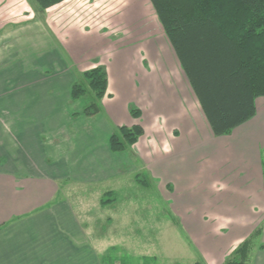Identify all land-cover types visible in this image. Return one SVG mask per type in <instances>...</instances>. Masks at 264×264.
<instances>
[{
    "label": "rangeland",
    "instance_id": "374dc122",
    "mask_svg": "<svg viewBox=\"0 0 264 264\" xmlns=\"http://www.w3.org/2000/svg\"><path fill=\"white\" fill-rule=\"evenodd\" d=\"M37 36L40 44L37 43L36 48L31 45V49H35L32 51L34 55L31 54L32 81L42 78L39 85L49 87L51 94L59 99L53 102L54 109L47 112L46 118L22 123L11 120L12 111L6 108L7 93L4 94L0 99V151H4L7 158L0 157L1 166L8 165L10 158L18 164L22 158L25 161L30 158L49 175L55 172L60 174L61 191L55 200L67 199L71 202L80 220L86 224L102 264H110L103 259L106 255H113L112 264H192L201 258L205 264H209L203 254L215 244L214 227L217 222L209 214L213 205L183 203L182 190L190 191L192 185L190 182H179L181 180L175 176L174 167L171 171L168 169L175 162L160 153L151 155L148 152L142 158L134 150L136 143L124 151L113 152L108 146L107 131L101 123L103 117L108 119L104 112L102 114L106 117L98 113L69 116L70 120H63L61 129L59 125L52 124L54 120L57 122L61 116H65V109L69 106L60 98H63L68 86H73L75 78L73 80L68 75L71 82L68 83V79L65 81V75L57 71L60 68L59 61L53 67L46 65L47 59L43 60L40 56L44 54L43 45L46 51L54 48L62 54L66 63L76 71V82L84 81L83 73L93 68L92 59L103 55V52L99 54L100 49L109 50L108 55L140 49L144 53L143 58L148 61L146 67L151 70L146 75L147 81L155 79V83L163 86L172 83L174 77L176 85L191 95L189 102L192 115L199 114L200 121L204 122L199 106L197 109L194 107L193 90L180 68L151 1L65 0L53 8L40 11L35 0H0V52L21 51L23 44L20 42L23 39L30 38L33 43ZM74 39H85L82 41L89 45L74 47L77 52L71 54L69 48L72 50V44L77 43ZM153 51L158 54H151ZM161 53L168 62V69L166 63L163 64L164 69L158 63ZM7 63L11 66L7 67ZM28 63L30 65V59L28 61L19 55L6 62L2 60L0 91L5 88L12 90L13 86L26 82L28 77L25 74L24 78L22 69L25 67L27 71ZM91 99V91L79 100L72 98L68 111H80ZM45 101L50 99L46 98ZM256 103L259 110L264 111V98H258ZM47 115L55 116L54 120L47 118ZM260 121L259 118L257 123ZM84 127L87 128L86 133ZM9 128L19 137L26 156H18L17 143L9 141ZM262 153L264 160V147ZM137 174L149 183L138 181ZM168 178H172V184L167 188ZM202 188L192 191L197 192ZM111 190L114 191V200L102 204V197ZM193 208L197 209V213L204 210L207 220L199 228L194 223L191 230L196 231L191 234L184 228L186 221L183 219V210ZM257 222L259 225L255 224L254 231L257 227L263 230L264 221L258 219ZM230 234L227 231L226 236ZM260 245H264L263 231L252 248L251 264L257 251L264 248ZM231 252L224 256L221 263L219 253L213 262L224 264Z\"/></svg>",
    "mask_w": 264,
    "mask_h": 264
},
{
    "label": "crops",
    "instance_id": "0c3cea01",
    "mask_svg": "<svg viewBox=\"0 0 264 264\" xmlns=\"http://www.w3.org/2000/svg\"><path fill=\"white\" fill-rule=\"evenodd\" d=\"M77 37L79 36L75 38ZM74 40L77 43L72 44V50L69 48L71 54L77 52L74 47L89 45L82 41L85 39ZM40 42L38 36L33 43L30 38L23 39L20 42L23 50L0 52V63L2 60L6 62L14 59L16 55L27 58L28 61L30 59L27 71L25 67L22 69L24 78L26 74L28 80L13 86L12 90L5 88L0 91V99L7 93L6 108L12 111L13 121L32 123L36 118L44 119L47 112L54 109L53 102L59 99L51 94L49 87L39 85L42 78L32 81L31 54L35 49H31V45L36 48ZM44 46V54L40 56L43 60H48L46 65L53 67L59 61V74L65 75L68 83L71 82L68 75L73 80L75 78V83L78 75L74 68L66 63L59 51L54 48L46 51ZM138 50L140 49L108 55L109 50L102 48L99 54L103 52L104 56L98 55L92 59V67L104 65L109 74L108 91L102 99V110L98 113L104 112L108 119L103 117L104 122L101 123L107 131L108 141L118 126L142 124L145 132L134 145V150L142 158L148 152L151 155L160 153L175 162L168 169L171 171L174 167L173 172L181 180L179 182H190L192 185L190 191L182 190L183 203L213 205L209 214L217 222L214 227L215 244L209 252L204 251L202 254L209 264H219L213 262L219 253L221 263L224 256L254 231V226L259 225L258 219L264 221V111H260L257 106V113L253 118L229 134L215 135L194 91V107L197 109V105L199 106L204 122L200 121L199 114L192 115L189 102L191 95L176 85L174 77L172 83L163 86L155 83V79L147 81L146 75L151 70L146 67L148 61L143 58L144 53ZM172 50L176 56L173 46ZM154 52L156 51L151 54ZM158 56L159 65L163 68L166 63L168 69L169 65L163 59V54ZM176 58L180 65L177 56ZM8 64L7 67H10ZM180 68L182 69L181 65ZM182 71L184 72L183 69ZM186 79L192 88L187 76ZM71 90L72 86H68L63 98H60L68 103L69 108L72 102ZM46 98L50 101L46 102ZM135 106L142 111L140 118H134L130 113ZM69 108H66L67 112L65 109L62 120L59 118L55 122V116L50 115L47 118L54 120L52 124L59 125L58 128L61 129L63 120L67 122L70 120L69 116L73 117L74 112L68 111ZM20 109L23 111L20 112ZM259 118L261 121L257 123ZM83 130L86 133L87 128L84 127ZM7 133L11 137L9 141L17 143L18 156H26L25 148L21 146L14 130L9 128ZM4 156V151H0V157ZM9 162L7 159L8 165L4 167L0 160V264H102L99 252L88 235L86 224L80 220L71 202L67 199L55 200L61 191L59 179L62 176L55 171L50 176L48 171L33 163L30 158H26V161L22 158L19 164L13 158ZM171 184L172 178H168L167 188ZM200 187L204 188L192 191ZM194 196L196 198L192 200ZM183 212V219L186 221L184 228L191 234L196 231L191 230L194 223L199 228L207 220L204 210L197 213V209L193 208ZM227 231L231 232L228 237ZM253 264H264V248L257 251Z\"/></svg>",
    "mask_w": 264,
    "mask_h": 264
},
{
    "label": "trees",
    "instance_id": "16d2710c",
    "mask_svg": "<svg viewBox=\"0 0 264 264\" xmlns=\"http://www.w3.org/2000/svg\"><path fill=\"white\" fill-rule=\"evenodd\" d=\"M65 0H35L44 11ZM165 34L174 48L190 85L215 135L231 133L257 113V99L264 96V0H150ZM84 81L72 86L73 100L92 92V99L75 115H95L109 86L104 65L83 73ZM134 118L142 111L133 108ZM140 123L120 125L109 137V147L120 152L144 134ZM138 181L149 182L136 175ZM110 194V195H109ZM108 191L102 204L114 200ZM256 230L237 246L224 264H251ZM263 247L264 245H260ZM104 260L113 263V255ZM192 264H205L203 258Z\"/></svg>",
    "mask_w": 264,
    "mask_h": 264
}]
</instances>
